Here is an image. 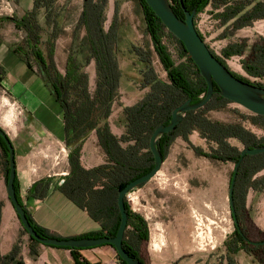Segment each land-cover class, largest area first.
<instances>
[{"label": "trees", "instance_id": "obj_1", "mask_svg": "<svg viewBox=\"0 0 264 264\" xmlns=\"http://www.w3.org/2000/svg\"><path fill=\"white\" fill-rule=\"evenodd\" d=\"M168 1L179 19L184 20L185 18L183 8L189 13L196 12L194 25L203 41L204 38L196 27L195 19L209 6L212 8L213 18L221 26H226V33L231 34L237 30L250 28L255 23L264 21V1L262 0ZM40 2L41 0H36L32 11L26 13L20 20H14V24L17 29H23L27 33L26 42L29 46V56L40 67L38 77L44 82L62 111L66 145L70 149L68 155L70 172L63 186L66 185L67 195L72 199L86 196V212L100 223L101 231L86 236V238H111L116 235L121 221L117 207L119 191L154 167V159L149 151V140L154 130L161 125H168L173 110L181 104L188 100L192 104L200 102L206 95L207 86L182 43L166 30L145 0H137L142 11L146 33L167 80L164 81L157 77L146 54H139V57L142 58L141 62L146 68L142 75L143 87L148 88L149 91L131 107L119 105L122 107L121 121L124 133L120 138H117L111 132L108 119L113 103L118 102L119 99L121 79L116 57L119 4L115 1L114 14L108 30L105 31L108 0H83L78 27L83 28L85 34L80 40L76 39L74 35V42L70 47L62 74L54 64L53 47L49 49L47 58L38 47L40 39L35 22L37 11L41 8ZM215 10L219 11L214 14ZM167 39H171L176 45L180 57L184 60L183 63L175 64L166 43ZM247 48L246 41H242L240 44L231 45L222 50L221 56H217L210 48L209 50L231 72L226 60L243 56ZM14 53L20 55L17 49L14 50ZM91 61L95 65L93 94L89 92V79L85 72L86 66ZM22 62L31 70L32 67L27 59H22ZM240 64L247 76L264 78V44L251 45L248 55L240 61ZM231 73L245 83L264 88L261 84L249 82L233 72ZM214 89L215 93L211 100L203 108L185 113L182 121L172 132L159 138L157 149L161 153L163 162L177 139L185 142L197 156L223 163H232L234 166L240 160L241 151L230 145V140L239 142L243 149L264 146V138H258L241 123H223L208 117L207 114L211 110L233 104L218 94V88L215 85ZM240 118L264 131L263 116L249 114L240 115ZM91 132H95L98 146L105 154L107 161L104 165L85 170L81 166L80 154L83 142ZM193 133L206 142L210 148L209 152L192 145L189 137ZM121 144H125L126 147H122ZM8 153L6 144L0 137V164L6 183L9 174ZM262 171H264V153L245 156L242 159L233 191V204L238 221L239 212L240 215H243L246 210L247 192L249 190L262 192L264 190V175L256 177ZM232 175L233 172L230 176L229 186ZM144 185L138 186L136 189ZM14 187L16 197L22 205L19 197L20 186L16 178ZM125 208L128 219L122 243L123 248L131 257L144 263L140 257V248L149 240L147 222L140 214L132 211L126 199ZM25 213L39 237L54 238L48 231L37 226L26 211ZM231 218L233 220L232 214ZM233 226V237L225 243L228 255L233 257L243 251L264 264V245L258 247L247 245L245 233L243 231L237 233L242 229L234 221ZM29 239L40 244L30 236ZM53 248L70 250L76 264H87L85 261L81 262L80 250L67 247ZM16 253L15 247L10 256L0 257V264H10ZM117 258L120 264H126L120 260L118 255ZM227 263L234 264L229 258H227Z\"/></svg>", "mask_w": 264, "mask_h": 264}, {"label": "rangeland", "instance_id": "obj_2", "mask_svg": "<svg viewBox=\"0 0 264 264\" xmlns=\"http://www.w3.org/2000/svg\"><path fill=\"white\" fill-rule=\"evenodd\" d=\"M35 1L0 0V45H3L4 51L12 53L20 62H22V59H27L32 67L30 71L38 76L40 67L29 56V46L26 42L27 33L23 29H17L14 24V20L18 21L26 13L32 11ZM115 1L119 4L116 57L121 72V79L119 99L118 102L113 103L108 121L111 132L117 138H120L124 133V126L121 121L122 107L119 105L131 107L140 101L149 91L148 88L143 87L142 75L146 71V68L141 62L142 58L139 57V54H146L149 57L151 68L159 79L166 81L167 78L146 33L142 11L137 0H108L106 22L104 24L105 31L108 30L111 23ZM39 4H41V8L37 11L35 22L40 39L38 47L46 58L48 57L49 49L53 47L54 64L56 69L63 74L70 47L74 42V35L76 39L80 40L85 34L84 29L78 27L83 0H41ZM211 9V6H209L203 13L199 14L195 19V24L211 50L220 56L221 48L225 45L221 41L223 32L220 31L218 23H215L214 18L211 17ZM166 43L175 64L183 63L184 60L180 57L173 41L167 39ZM16 49L17 51L19 50L20 55L14 53ZM226 64L237 76L264 86V81H254L241 70L238 59L226 61ZM85 72L89 79V92L93 94L95 90V65L93 61L86 66ZM3 77L4 74L0 71V127L4 128L13 137V133L15 130L17 131L19 121L24 116V113L14 103L13 99L3 91L1 87ZM4 100L6 101L5 103ZM10 109L14 112V122L12 123L14 128L4 126L1 119ZM207 115L214 121L241 123L258 138H264V131L253 127L248 121L240 118V115H249V113L236 104H228L224 108L211 110ZM194 135L196 134L193 133L189 137L192 145L200 147L205 152H209L210 148L206 142L201 140L198 135V138L194 137ZM90 140H93L94 143V162H91L87 158L88 156L84 154L83 146ZM179 141H175L172 144L169 154L159 172L160 175L158 173V176L156 175L155 178L148 182L155 187L154 195L156 200L153 203V207L156 209V213L161 210L165 216L166 214L173 215V213L177 217L186 216L187 220H185V224L190 226V233L192 234L194 233L196 222L191 217V212L195 210L204 217L203 224L216 236V246L213 250L207 248L199 251L194 248V243H192L193 247H191V251L178 253L179 261L188 262L193 255L199 259L198 264H228L227 261L223 262L222 260L226 255L225 243L233 236L232 231L234 226L228 197L229 180L234 165L197 156L185 142L181 139ZM229 143L240 151L243 150V146L239 142L230 140ZM60 144L61 146L56 143L53 145V154L55 155L57 151H60L61 147H64L66 153L69 155L70 149L66 145L65 136L64 142ZM121 145L122 147H126L125 144ZM46 146L47 141H44L40 149L44 150V154L48 155ZM83 146L80 154L81 166L90 169L93 166H100L106 163L107 158L98 146L95 132H91L87 136L83 142ZM63 156L65 155L60 153V161L58 160L60 164L57 167L60 172L63 168L65 171L68 170L69 174L68 159L62 162ZM42 159L44 165L42 168L43 174H53L50 163L54 160V157L45 159L42 156ZM46 163H48L49 167L45 166L47 165ZM263 175L264 171L260 172L256 177ZM174 185L176 186L174 187ZM170 190L175 193H170ZM168 203L174 204L172 205V209L166 208ZM163 205H165V208H162ZM245 207L246 210L240 218L242 229L245 230L252 242L264 239V190L262 192L249 190L246 195ZM156 219L157 217H151L148 222L146 221L148 230L154 229ZM156 240L157 242L159 240L161 243L164 242L162 238H157ZM148 247V242L142 244L140 248L142 255H144ZM243 254L233 256V263L262 264L252 256L245 254L244 256Z\"/></svg>", "mask_w": 264, "mask_h": 264}, {"label": "crops", "instance_id": "obj_3", "mask_svg": "<svg viewBox=\"0 0 264 264\" xmlns=\"http://www.w3.org/2000/svg\"><path fill=\"white\" fill-rule=\"evenodd\" d=\"M218 11L215 10L214 14ZM211 17L213 18L212 14ZM214 21L218 23L220 31L223 32L221 41L225 45L221 48V52L231 45L240 44L242 41H246L248 45L243 56L232 57L229 60L238 59L240 62L248 55L251 45L260 46L261 43L264 44V21L231 34L225 32L226 26H221L216 19ZM204 41L206 43L205 38ZM206 45L208 46L207 43ZM240 66L244 72L241 64ZM0 71L4 74L1 80L3 91L13 99L14 103L24 113L13 137L4 128L3 130L14 149L16 179L20 186L19 197L25 211L37 226L45 229L57 239H81L100 232V223L86 212V196L72 199L67 195L66 185L63 186L68 176V170L65 171L63 168L60 172L57 166L60 164V153L65 155L61 160L62 162L68 159L65 148L61 147L55 155L52 152L55 143L61 146L60 143L64 142V123L60 106L41 78L32 73L12 53L4 51L3 45H0ZM252 79L264 81V78ZM11 128H14L13 125ZM194 137L198 138L197 134ZM44 141H47L48 155L40 149ZM176 142H180L179 139ZM93 146V140L83 146L84 154L88 156L87 158L91 162H94ZM42 156L45 159L54 157L50 163L53 174H43ZM46 164L45 166L49 167L48 163ZM82 167L85 170H90L98 166H93L90 169ZM154 188L153 185L146 183L137 189L138 200L130 205L132 211L137 209L147 222L151 217H157L154 229L149 230V247L144 255L141 254L140 250L142 261L145 264H198L199 259L193 255L188 262L179 261L178 253L192 250L193 234L190 233V226L185 224L186 216L177 217L174 213L165 216L161 210L156 213V209L153 207L156 200ZM169 192L175 193L171 190ZM172 205L174 204L168 203L166 208L172 209ZM162 208H165V205ZM155 237L162 238L164 241L159 249L152 247ZM15 247L17 253L10 264H76L70 250L48 247L29 239L7 197L6 182L0 165V257L10 256ZM241 253L247 255L243 251H240L238 255ZM79 255L82 259L81 262L85 261L87 264H120L116 251L110 246L80 250ZM227 258L233 261L226 250V255L222 261L226 262Z\"/></svg>", "mask_w": 264, "mask_h": 264}, {"label": "water", "instance_id": "obj_4", "mask_svg": "<svg viewBox=\"0 0 264 264\" xmlns=\"http://www.w3.org/2000/svg\"><path fill=\"white\" fill-rule=\"evenodd\" d=\"M148 7L153 11L155 16L161 21L166 30L178 39L189 57L197 67L201 77L204 79L207 91L205 97L198 103L192 104L190 100L178 106L173 110L171 119L168 125L157 127L149 140V151L154 159V167L148 173L134 179L128 183L117 196V207L121 216L119 228L114 237L101 238H81V239H57V238H42L39 237L30 225L24 207L19 203L14 182L16 178V166L14 149L6 132L0 127V137L4 140L9 151V174L6 183L7 197L12 204L16 215L22 225L23 230L38 243L45 246L67 247L71 249L84 250L92 249L104 245H110L116 251L120 260L126 264H144L138 259L131 257L123 248V238L127 228V213L125 208L126 195L136 189L138 186L144 185L151 181L161 170L163 159L161 153L157 149V142L161 136L172 132L182 121L185 113L196 111L203 108L212 98L215 93L214 85L218 88V94L238 105L249 114L254 116L264 117V88L245 83L236 78L220 61H218L210 52L206 43L198 34L195 25L194 17L196 12H187L184 8V20L179 19L171 8L168 0H145ZM264 153L263 147L246 148L240 153V160L235 164L233 175L229 186V205L234 223L237 225L236 214L233 204V191L236 176L245 156H255ZM252 246H262V242L249 241Z\"/></svg>", "mask_w": 264, "mask_h": 264}, {"label": "built area", "instance_id": "obj_5", "mask_svg": "<svg viewBox=\"0 0 264 264\" xmlns=\"http://www.w3.org/2000/svg\"><path fill=\"white\" fill-rule=\"evenodd\" d=\"M136 190L137 189H134L126 195L125 199L129 205L134 204L138 200V193ZM133 212L139 214V211L137 209H134ZM191 217L196 222V227H195L193 238H192L193 243H194V248L199 251L205 250L207 248H210L211 250H213L216 246L217 239H216V236L212 234V231L208 230L206 225L203 224V221L205 220L204 217L195 210L191 212Z\"/></svg>", "mask_w": 264, "mask_h": 264}, {"label": "bare ground", "instance_id": "obj_6", "mask_svg": "<svg viewBox=\"0 0 264 264\" xmlns=\"http://www.w3.org/2000/svg\"><path fill=\"white\" fill-rule=\"evenodd\" d=\"M6 101L4 100V103H5ZM1 119H2V122H3V124H4V126H6V127H12V123H13V121H14V112H13V110H9L8 112H7V114H4L2 117H1ZM10 127V128H11ZM154 240H153V243H152V247L154 248V249H159V247H160V240L157 242V238L155 237V238H153Z\"/></svg>", "mask_w": 264, "mask_h": 264}, {"label": "flooded vegetation", "instance_id": "obj_7", "mask_svg": "<svg viewBox=\"0 0 264 264\" xmlns=\"http://www.w3.org/2000/svg\"><path fill=\"white\" fill-rule=\"evenodd\" d=\"M235 214H236V212H235ZM240 214H241V213L239 212V214H238L239 216L237 215L238 218H239V221L237 220V222H238V226L242 229V227H241V221H240V218H241V215H240ZM233 231H234V228H233ZM233 231H232V233H233ZM242 231L245 233V236H246L245 243H246L247 245H249V246H252V245L249 244V241H251V240L248 238L247 233L245 232V230H243V229L240 230V231L238 230L237 233H240V232L242 233ZM232 237H233V236H232ZM262 241H264V239H260V240H258V241H256V242H262ZM254 247H258V246H254Z\"/></svg>", "mask_w": 264, "mask_h": 264}]
</instances>
